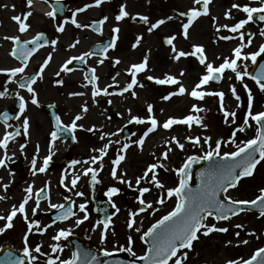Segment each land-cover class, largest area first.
<instances>
[{"label":"rangeland","instance_id":"rangeland-1","mask_svg":"<svg viewBox=\"0 0 264 264\" xmlns=\"http://www.w3.org/2000/svg\"><path fill=\"white\" fill-rule=\"evenodd\" d=\"M5 2H9L10 5L4 7ZM44 2V0H43ZM94 3V0H70L68 8L77 9L82 5H87ZM233 3L240 4H249L251 6H259L260 0H213L210 5V12L208 17L200 18L199 22L196 24L194 29L190 31V38L184 39L180 33V24L182 20L178 18V13L182 11H187L191 7H196L193 0H105V2L97 9H91L87 13V17L84 18L86 23H89L91 20H96L101 17L107 16L108 20L105 22V31L103 36L100 38V42L104 40L105 37L114 36L112 29L115 26L121 28L119 34L118 45L116 49L110 53V59L106 60L103 65H99L97 61L101 59L100 57H95L93 60V66L97 68L99 79V84L101 87H105L111 84L112 77L115 76L117 72L120 73L116 77L118 81V89L123 88L130 82L131 77L127 74L126 69L130 66L129 63H139L142 62L145 55L149 57L148 69L145 72H141L137 76V80L140 84L144 78L159 77L163 78L165 74H173L179 76L180 69L187 70L190 66L187 64H192L191 61L182 59L183 61L176 62L172 59L174 53L171 51L165 50L164 45L160 41L161 36H172L176 35L177 39L174 41L177 48L180 50H185L188 48V51L191 49L193 44L201 43L207 48L206 52L210 57V61H214L216 64L222 62V58L230 56L232 54V49L240 43V40L234 39L229 42L219 40L220 35H235L229 33L227 30L222 29L220 33H217L214 27V24L218 21L220 24H234L240 19L245 17V13L232 9L233 19H226L224 13L226 10L231 8ZM14 6V7H13ZM126 6L127 10L131 15L126 17L123 21H117L115 17L119 15L121 7ZM117 8H120L117 12ZM28 11L32 12V9L27 4V0H0V68H11L19 66L14 58L11 57V49L13 47V42L4 39L6 36H15L20 35L22 38V33L18 31V25L11 18L14 15L27 14ZM136 14L147 15L150 18V22L154 23L159 19H165L167 22L164 25H161L160 28L155 29L151 33L147 31V28L150 25H146L143 22L131 19V16ZM172 16V20H167V17ZM213 17L217 18V21L213 20ZM11 25L16 32H12L9 27H4L5 25ZM31 28L29 29V34L31 36L35 35L38 31H46L48 34L55 37H59V43L56 46V50L53 51L52 46L48 48L43 56L42 62L46 59L49 52H52L53 63L52 69L54 72L59 71L60 65L63 61L67 59V56L75 55L77 53H83L85 51H90L91 47L94 45L92 38L94 36L91 34V31L87 29L72 30L68 32L67 38L68 43L66 47H62V51L59 48V44L62 38L65 37L67 29L71 28V25H66V30L64 33H59L56 30V25L59 22L53 21L49 17L40 18L35 16L32 13V16L28 18L27 21ZM171 22L173 25L168 26V23ZM175 22H179L176 24ZM249 27L255 32L256 37L259 36L260 39L252 42L249 47L245 49L246 52L257 51L260 45V41L264 39V36L260 35V31L264 28V23L260 24L253 22ZM34 28V30H33ZM207 28V30H205ZM199 29L202 30L203 35L201 39L194 38L192 36L193 32ZM59 33V34H58ZM61 34V35H60ZM142 36L143 39L138 47L133 48V44L136 39ZM80 40L75 48H70L69 45L72 44L75 39ZM230 43V44H229ZM61 47V46H60ZM171 49V47H170ZM220 57L221 59H217ZM119 58L121 63L119 65H113L114 59ZM192 60V59H191ZM129 62V63H128ZM190 62V63H189ZM186 65V66H184ZM248 69H250L252 63L248 61ZM60 66V67H59ZM88 68V66H87ZM204 72L202 67L201 71L198 72V75H188V72H185V75L181 77L185 86L190 90L194 84L199 80L201 74ZM71 73H61L62 79H64V84L57 85L55 84V79H47L46 77L43 80H40L39 84L36 86L39 95L51 94L49 100H44L42 104L53 101L61 114V119L64 123H70L74 119L75 115L81 112L82 105L86 101L89 107V111L84 114V118L78 121L79 124L84 125V129H78L75 133L77 139L75 144L70 151L71 155L74 157V160L83 161L91 155H98V153L92 152L93 148H99L104 143L107 142V139L102 141L99 139L101 131L103 132H117L118 129L123 128L124 125L128 124L130 119L128 110L131 109V115L147 117L149 113L147 112V105H154V113L157 114L160 122L162 123L169 117L182 118L190 113L191 106L193 104H198L200 107L205 109V111L198 113L197 115L203 118L204 124L207 125V128H202L197 125H193L191 130L187 128L186 125H174L171 130L157 131L155 135L153 133L149 134L147 140L149 142V147L147 148V143L144 144L143 150L136 144L128 149L126 154V159L121 163L118 174L124 175V179L131 181L132 186L129 187L127 183H120L118 180L113 179L111 176V169L113 164L111 161L114 159L113 154H117L119 148L123 143L135 141L139 139L144 130L146 131L148 124H137L135 127V135L128 140H120L119 136H112L110 139L113 141L120 140V144H112L108 150V155L104 159V168L100 172L98 179L100 183L97 184L98 195L102 198H107V201L110 203L107 197V190L111 186L119 187L123 191L134 192L136 194L135 198L123 199L120 194L113 197L116 205L120 208V212L115 213V209L112 207L110 210L111 215H113V225L110 226L108 239L105 242H101V230L96 228L95 223L99 218L95 215L92 210L89 208L90 202V191L89 186H92L90 176H82L80 182L77 185L78 191H83L85 193L84 197H77L74 193H69L66 189L60 185V180L62 176L67 174L69 180L71 179L72 169L69 168V165L65 164L66 155L68 152V141L57 140L55 144V153L56 156L53 157L54 164L56 168H53L48 171L47 174L38 176L32 175L31 166L27 171H30L26 178L23 177V173H20L19 168L12 169L11 167H6L4 171L0 170V175L4 174V179L9 188L7 192H4V189H0V195H6L8 199L0 201V215L7 216L11 210L12 205H18L23 196L25 195L24 189L34 182L35 189L44 187L45 184L50 185V195L53 203H67L64 201L65 196H71L73 200L76 201L78 206L80 203L87 201L88 212L90 219L85 221L84 224L76 227L74 225L75 218L65 221L57 222L53 227L48 229V232L44 235L33 232L29 237V242L31 246L37 244H42V251L50 252L49 245L53 243L51 236L56 232V229L59 227H72L74 234H87L90 237V240L101 249L107 248L109 250L114 249L117 246H128V237L133 238L134 244L132 245L133 250L136 252L135 257L143 255L146 251V247L142 243L140 237L143 232L147 231L148 227L156 221L158 217L163 214L168 213L175 206V198L172 200H167L166 203L161 206L156 203L159 189L155 188L154 184H148L146 181H142L140 185L136 184V178L142 176L151 163L160 162L162 153L166 150L167 145L165 141L170 139L172 136L178 137L182 143L185 144V150H179L175 144H173V151L169 153L168 161L173 164L175 168H178L182 165L184 160L188 155H202L204 151L207 150V146L204 147H193L186 139L187 136H210L212 138L211 143L214 146L217 140L224 141L221 147V151H233L236 149V145L240 144L250 137H255L250 130L248 136L244 135L243 132L236 131L238 127H243L242 122L238 119V114L242 113V108H247L248 104V90L243 87L240 81L235 79V76L229 71L224 74V79L217 87H211V85L205 86L207 90H223L226 93L225 96V107L229 111H236L237 116L235 122L231 121L229 117V122L225 123L224 113L220 109L219 99L214 96H206L204 100L198 101L187 94L183 96H175L169 101H164L161 99L163 95H166L169 91L176 89L175 85L172 86H162L155 83L152 86L140 87L139 84L136 86L135 91L138 93V97H132L131 93H125L121 95L113 96H104L101 95L96 98L98 103H94L91 98V85L88 88H85L83 85L86 83L84 80V72L81 76H78V81L75 83L70 82ZM231 76L232 79H228ZM6 80L4 76L0 74V84H3L2 80ZM7 82V80H6ZM245 82L248 84L249 88L252 91L254 96L253 101V112L261 111L264 107V92H261L251 79H245ZM235 85L237 92L240 96V101L237 102L236 99L232 96L230 92V85ZM13 88V87H12ZM111 91V89H109ZM72 92H84V96H71ZM227 99V100H226ZM246 99V104L243 103V100ZM111 100L112 103L108 101ZM181 103V108L176 110V103ZM110 109V113L106 112V109ZM33 111L34 108H31ZM37 110V109H36ZM111 114H116L119 116L118 121H114L111 118ZM122 114V115H121ZM242 124V125H241ZM95 125L98 129L95 133L88 132L87 129ZM49 130V128H48ZM143 131V133H142ZM233 132H235V141L233 144L230 141L233 139ZM47 135L44 134L39 138H36L35 142L40 143L45 146ZM44 139V140H43ZM96 143V144H95ZM203 143V140H202ZM10 164L13 163L11 160ZM31 164V163H29ZM40 161H38V166H40ZM86 167V165L80 164L75 166V171L80 173L81 169ZM99 167V165H96ZM11 173V175H10ZM158 178L166 185L167 187H174L178 183V177L175 173H168L163 168L158 169ZM151 176V173L149 174ZM7 180V181H6ZM0 179V183H1ZM68 181H66L67 183ZM141 187H150L151 191L146 193L144 199L150 201L153 205L152 209H148L146 212L140 213L136 217V225L133 229H129L128 221L130 212L137 211L141 205L139 204L140 194L139 188ZM261 188H264V161H262L254 175L252 177L241 180L239 186L235 189H231L228 192V195L232 196L234 199H255L259 195ZM29 218L36 219L39 216V221L41 226L52 223L49 219V215L55 212L56 210L49 209L48 203L46 201L40 202V208L36 213V216L31 215L32 208L35 207V197L33 201L29 202ZM112 206V205H111ZM78 211V207L75 209ZM153 210L155 215L152 214ZM82 216L83 213H80ZM2 223V225H1ZM5 221H0V227L4 225ZM208 223H216L218 227L225 226L229 228L227 233H218L214 232L209 236H200V239L193 246L192 250H188V256L185 261H188V264H227L229 260L244 258L248 259L259 247L264 246V238L262 232L264 231V218L260 216H249L241 215L234 219L229 220L228 222H217L212 218H209ZM241 224L243 228H237L236 225ZM135 228H139L140 231H135ZM95 229V230H93ZM27 230V225L25 221L21 218V215L18 213L17 217L14 219V227L4 234L0 235V247L7 241H13V244L16 248L22 251L23 245V236ZM239 231L240 236L236 237L235 233ZM254 232L255 235H249V233ZM247 239L248 244L239 243L242 240ZM231 241V243H228ZM65 244L66 247L62 254V258H68L72 251L67 241H61ZM38 264H45V257L41 256Z\"/></svg>","mask_w":264,"mask_h":264},{"label":"snow or ice","instance_id":"snow-or-ice-1","mask_svg":"<svg viewBox=\"0 0 264 264\" xmlns=\"http://www.w3.org/2000/svg\"><path fill=\"white\" fill-rule=\"evenodd\" d=\"M62 0H55V6L52 7L51 11H48L46 15L56 20L59 6ZM105 0H94V3L87 4L84 7L77 8L72 14L70 19H65L62 23L56 25V30L59 33H64L66 30V25L70 22L77 29H87L91 28L94 32L103 34V25L108 20L107 16H104L99 21H93L91 24H83L77 20V15L79 13L85 12L88 8L100 7ZM194 4L201 5V7H191L187 11H182L178 13L179 17H185L186 22L182 23V36L184 39L190 38V28L201 16H207L210 14V5L213 0H193ZM28 6H32L33 0H27ZM4 7H7L5 5ZM14 7V6H13ZM126 6H122L119 15L115 17L117 21H123L126 17L131 14L125 10ZM232 9L242 11L245 13V18L240 19L234 24H220L216 17H213L215 30L220 33L222 29L227 30L231 34L235 35H220L219 40L229 41L234 39H239L240 43L232 49V54L222 58V62L216 64L214 61H210L208 54L206 52L205 46L202 44H193L190 51L180 50L177 48L174 41H176V35L169 36L166 43L171 46V52L174 53L172 59L179 62L181 58L193 57L198 63L204 68V72L201 74L199 80L194 84V86L189 90L183 83L181 77L185 75V70L180 69L179 76L173 74H165L163 78L149 76V80H154L156 84L162 86H178L175 90L169 91L166 95L161 97L164 101H169L175 96H183L187 94L191 98L202 101L206 96L218 97L220 109L224 113L225 123L229 122V117L234 123L237 113L236 111H229L225 107V96L226 93L223 90H207L205 86L209 85L211 82H220L224 79V74L226 72H231L235 79L240 81L245 89L248 90V104H247V119L244 120V124L247 127H252L254 122L257 126V133L254 138L248 139L240 144L236 145L235 151H221L222 144L224 141L217 140L215 146L212 145L210 136L201 137L197 136H187L186 139L193 147H204L207 146V150L204 151L202 155H188L184 160L182 165L175 169V175L178 177V183L174 187H167L158 178V169L164 167L162 162L151 163L147 166L144 174L136 178V184L140 185L142 181H146L148 184H154L155 188L159 189V194L156 203L163 206L167 200H172L175 198V206L166 215H163L160 219L156 220L155 223L143 232L140 239L144 244L147 245V249L144 255L138 257L142 264H169L170 261L174 260V264H184L187 259L188 252H182L181 249L192 250L194 242L200 239V236H209L214 232L227 233L229 231L228 227L220 226L218 227L216 223H208L209 217L213 218L215 221H228L232 217L243 213L246 208H256L259 211V216L264 218V188H261L259 195L255 199H234L232 196L228 195L230 189H235L239 186L241 180L246 177H252L255 173L257 165L264 161V111L253 112V101L254 96L248 84L245 82L246 77L253 80L258 86L261 92H264V64H260L258 72L256 74L250 73L248 71V61L250 60L253 65L257 64L258 58L264 54V44L259 46L257 51L246 52L245 49L249 47L252 41L249 39L245 43V26L250 22H262L264 23V0H260L259 6H251L249 4L233 3L231 8L225 11L224 16L226 19H233ZM32 16V12L28 11L26 15H14L11 19L15 21L18 25V31L20 33H26L31 28V25L27 22L28 18ZM131 19L143 22L146 25H150L147 31L151 33L155 29L160 28L167 21L165 19H159L156 22H150V18L147 15L136 14L131 16ZM173 17H167V20H172ZM114 38L107 44H104L99 48L100 53L103 58L99 59L97 63L103 65L106 60L110 59L108 52L110 49H115L117 47V41L119 39V34L121 28L115 26L112 29ZM260 35L264 36V28L261 29ZM4 39L13 42V47L11 49V56L20 62V66L11 68H0V73L7 74V83L15 82L19 89H25L27 93L30 94V102L32 105L37 107L41 106L39 100V94L34 85L37 84L39 80H43L45 69L48 68L50 62L53 59L52 52H49L46 59L40 65L39 70L34 74H29L27 76L21 75L25 73V70L29 67V63L33 55L39 50L44 48L46 45H51L53 51L56 50V46L59 43V37L55 39H49L44 32H37L30 40H22L20 35L6 36ZM142 36H139L133 48L140 45ZM80 44V40L77 38L75 41L69 45L70 48H75ZM31 45V46H30ZM96 55L95 50L85 51L80 55H73L67 58L61 65L59 71L56 72V76L60 77L61 73H72L75 71L74 68L70 67L74 61L80 64H87L88 58ZM217 59H221L217 57ZM121 60L119 58L114 59L113 65H119ZM149 57L145 55L142 62L133 63L127 69V74L131 77V80L123 88H119L118 92L109 91L110 88L116 86L118 88V81L116 77L120 75L119 72L112 77V84L105 87H101L99 84L100 77L97 75V68L89 66L88 70L84 73V80L86 83L83 85L88 88L91 85V98L94 103H98L97 97L121 95L125 93H131L132 97H138V93L135 91L136 86L139 84L137 76L141 72H145L148 69ZM19 77V79H17ZM228 79H232L231 76ZM64 79H57L55 84L63 85ZM143 87L142 84H139ZM230 92L237 102L240 101V96L237 92L236 86L230 85ZM9 95L7 86H4V90L0 91V98ZM18 98L19 115L15 116L16 120H20L23 116L21 127L23 128V135L29 136L30 130V118L25 116L24 113L28 109L29 101L25 99L24 95H21L19 91L15 93ZM71 96H84V92H72ZM112 103L111 100L108 101ZM49 107H52L51 105ZM89 111L87 102L85 101L82 105L81 112L75 115L74 119L70 123H64L59 115H55V129L50 133V144L48 148V155H46L42 164L38 166V157L40 152V146L37 144L36 153L34 158L31 160V172L35 176L39 173H46L50 162L52 161L55 149V144L59 138L58 133H68L71 139L76 140L75 135L78 129H84L83 124H79L78 121L84 118V114ZM205 111L198 104H193L190 109V113L182 118L169 117L162 123L157 119L154 113V105H147V112L149 115L147 117L133 116L131 115V109L128 110L130 119L128 123L136 124H148L146 131L143 135L131 143L125 142L119 148L116 158L111 161L113 167L111 169V176L113 179L118 180L120 183H127L129 187L132 186L131 181L125 180L124 175L118 174V169L121 163L126 159V154L128 149L132 144H136L140 150H143L145 141L149 134L158 130V128H163L164 130H171L174 125H186L189 130L193 125L200 126L202 128H207L204 124L203 118L198 113ZM122 115V114H121ZM3 123L11 128L12 125L9 121L13 119L8 111H4L2 114ZM124 129H118L117 132H103L101 131L99 139L107 142L104 143L99 148H93L91 151L98 153V155H91L87 159L73 160L69 165L72 169L71 179L69 180L67 170L66 174L62 176L60 180V185L63 186L69 193H74L77 197H84L85 193L83 191H78L77 185L80 182L82 176H90L91 184L95 186L100 183L98 179L100 172L104 168V159L108 155V150L112 144H120V140L113 141L110 139L112 136H116L119 132ZM244 127H238L236 131L243 132ZM88 132L95 133L98 131L97 127L93 125L87 129ZM21 135V128L15 127L13 131H5V133L0 137V150H3V155L0 156V168H6L8 162L11 161L12 156L9 155L10 143L15 141L18 136ZM203 140V143H202ZM235 144V132H233V139L230 141ZM167 145L166 150L162 153L163 158L166 160L169 157V153L173 151V144L183 151L185 150V144L181 140L172 136L170 139L165 141ZM25 144L20 145V150L23 152L26 147ZM14 155V153H13ZM86 165L77 173L75 171L76 165ZM200 165L197 170V175L199 177V184L193 187L192 172L194 165ZM99 165V167H96ZM151 173V176L149 174ZM11 175V173H10ZM2 179V178H0ZM66 181H68L66 183ZM9 184H3L4 192H7ZM151 191L150 187L139 188V204L141 207L137 211L130 212L128 227L133 229L136 225V217L148 209H152L153 205L150 201L144 199L146 193ZM25 195L22 201L18 205H12L10 213L7 216L0 215V221H5L4 225L0 227V235L4 234L6 231L14 227V219L17 217L18 213L21 218L25 221L27 225V230L23 236V255L17 256L12 252H7L2 258H0V264H38L41 256L45 257V264H100L98 257L91 251L77 247L68 258H62V254L66 247L61 241H67L69 237L73 235L72 227H59L56 232L51 236L53 243L49 245L50 252L42 251V244H37L31 246L29 242V237L35 233L44 235L48 232V229L53 227L57 222L68 221L75 218L74 225L79 227L84 224L85 221L90 219L88 212L87 201L76 205V201L72 199L71 196H65L64 201L70 202L66 207V203H53L50 195V185L45 184L44 187L38 190L33 184L28 185L24 189ZM120 193V188L116 186H111L107 190V197L111 202L112 207L115 209L116 213L120 212V208L116 205L113 197ZM223 194V199L221 198ZM35 197V207L31 210V215L36 216L37 211L40 208L41 198L46 199L48 203V208L57 210L58 215L52 223L41 226V222L38 219H30L29 211L27 206L30 201H33ZM8 197L6 195H0V201L6 200ZM78 207V211L75 209ZM153 210L152 214L155 215ZM80 213H83L81 216ZM113 215L107 216L106 219L96 220L95 226L101 230V242H105L108 239L110 226L113 225ZM237 228H243V225L237 224ZM95 230V229H93ZM135 231L139 232V228H135ZM249 235H255L254 232L249 233ZM236 237L240 236V232L235 233ZM228 243H231L229 241ZM239 243L248 244L247 239L240 241ZM134 244L133 238L128 237V246H117L112 250L104 248V256H112L116 252L126 251L132 256H136V252L133 250L132 245ZM3 250L0 249V252ZM180 253V255H178ZM227 264H264V247H259L251 255L250 258L244 259H233L229 260Z\"/></svg>","mask_w":264,"mask_h":264},{"label":"flooded vegetation","instance_id":"flooded-vegetation-1","mask_svg":"<svg viewBox=\"0 0 264 264\" xmlns=\"http://www.w3.org/2000/svg\"><path fill=\"white\" fill-rule=\"evenodd\" d=\"M80 1H82V0H78V2H80ZM69 2H70V0H67V4H66V9H64V10H60V13L59 14H61V15H63L64 17H68V19H70V17H71V14L75 11V9H72V8H68V6H69ZM81 7H84V5H82V6H80V7H78V8H81ZM196 7H199L198 5H196ZM91 9H93V8H91ZM91 9H87L85 12H82V13H79L78 15H77V20L79 21V22H81V23H83V24H85V22H87L89 19H87L86 21L84 20V18L85 17H87V13H89L90 12V10ZM94 9H97V7L96 8H94ZM117 12H119V10H120V8H117ZM210 14H211V12H210ZM58 15V14H57ZM209 15H207V16H201L200 18H206V17H208ZM103 17H101V18H99V19H96V20H91L89 23H86V24H91L93 21H99L100 19H102ZM178 18L180 19V20H182V22H181V24H180V26H179V28H180V33L182 34V23H184V22H186V18L185 17H179L178 16ZM200 18H198V20L193 24V26L190 28V30L189 31H192L193 29H194V27L196 26V24L199 22V19ZM245 18V17H244ZM53 20V19H52ZM53 21H55V22H59V23H62L64 20L63 19H59V18H56V20H53ZM176 24H179V22H175ZM259 23V22H258ZM253 24V22H250L248 25H246L249 29H250V27H249V25H252ZM260 24H262V23H260ZM68 25H71V28H69V29H67V31H66V34H65V37L64 38H62V40H61V42H60V44L61 43H63V44H67V43H65V41H67L68 40V38L66 37L67 36V34H68V32H70V31H72V30H76L77 28L75 27V26H73L70 22L68 23ZM171 25H173V23H171V22H169L168 23V26H171ZM90 31H91V34L94 36V38H92V40L95 42L94 43V45L91 47V49H90V51L91 50H93V47L94 46H96V45H98V44H101V43H103L104 41H105V38H104V40L102 41V42H100V38H101V36H103V34H104V31H105V24L103 25V34L101 35V34H99V33H97V32H94L91 28H88ZM33 30H34V28H33ZM77 30H80V29H77ZM205 30H207V28L205 29ZM38 32H44L45 33V35L51 40V39H53V37H55V34H53V35H50V34H48L46 31H43V30H41V31H38ZM254 32V31H253ZM113 33V32H112ZM59 34V33H58ZM35 35H36V33H35ZM35 35H33V36H35ZM61 35V34H60ZM203 35V32H202V30L201 31H199V29H197L196 31H194L193 32V34H192V36L194 37V38H199V39H201V36ZM32 36V37H33ZM110 37H112V38H114V36H110ZM169 37V36H168ZM168 37H166V36H161L160 37V41H161V43L165 46L164 47V49L165 50H168V51H171V49H170V45H168L165 41L164 42H162V38H164V39H166V41H167V38ZM67 38V40H65ZM260 39V37L259 36H257L256 37V35H255V32L253 33V36L251 37V41L252 42H255V41H257V40H259ZM231 41V40H230ZM248 41V40H247ZM247 41L245 42V43H247ZM226 42V41H225ZM59 44V48L61 49V51L63 50L62 49V47H66V46H61ZM198 44H201V43H198ZM230 44V43H229ZM262 44H264V39H262L261 41H260V45H262ZM117 45H118V41H117ZM259 45V46H260ZM61 46V47H60ZM51 47V45L49 44V45H46L44 48H42V49H40V50H43L44 51V53L41 55V57H38V58H36L35 57V55L38 53V52H36L34 55H33V57L31 58V60H30V63H29V67L25 70V73L24 74H21V75H24V76H27V75H29V74H34L35 72H37L38 70H39V67H40V65L43 63L42 62V60H43V56L45 55V52H46V50L48 49V48H50ZM116 49V48H115ZM114 49V50H115ZM259 49V48H258ZM257 49V50H258ZM39 50V51H40ZM113 49H111L109 52H108V56L110 55V53L111 52H113L114 51ZM191 50V49H190ZM189 50V51H190ZM206 50H207V48H206ZM185 51H188V48L187 49H185ZM208 51V50H207ZM80 54H82V53H77V54H75V55H80ZM74 55V54H73ZM73 55H70V56H73ZM70 56H67V58H69ZM97 55H94V56H92V57H89L88 58V63L87 64H80L79 62H77V61H74L73 62V64L72 65H70V67H72V68H74L75 69V71H73L72 73H71V75L70 76H72V74L73 73H76V77H78V76H81V74L84 72H86L87 70H88V68H87V66L89 67V66H93L94 64H93V61H91V60H93L95 57H96ZM262 56H264V54H262ZM97 57H100V56H97ZM208 57H209V55H208ZM14 58V57H13ZM100 58H103V57H100ZM182 59H186V58H182ZM180 60V61H183V60ZM192 59V60H191ZM14 60L16 61V63L20 66V62L18 61V60H16L15 58H14ZM209 60H210V57H209ZM37 61H39L38 63H36ZM187 61H191L192 62V64H187V65H190V66H186V65H184V66H186V67H188V69L187 70H185V72H188L189 74L188 75H193V76H195V75H198V72H200L201 71V69H202V66L198 63V61L195 59V58H193V57H188L187 58ZM64 62V61H63ZM75 62H77V63H75ZM52 63H53V59H52V61L50 62V64L49 65H51L50 67L48 66V68H46L45 69V72H44V77H46L47 79H55V80H57V79H61L62 77L60 76V77H57L55 74H56V72H54V70L52 69ZM129 63V62H128ZM190 63V62H189ZM132 63H129V64H127V65H131ZM61 66V65H60ZM59 66V67H60ZM93 67H95V66H93ZM248 71L250 72V69H248ZM227 73V72H226ZM97 75H98V73H97ZM1 76H4L5 78H7V74L6 73H3V74H1ZM17 79H19V77H17ZM69 79H70V77H69ZM7 80V79H6ZM6 80H2L3 81V84L1 85L0 84V91H3L4 90V86L6 85L7 86V89H8V92H9V95L8 96H6V97H3V98H0V137H2V135L5 133V131H13V130H15V127H20L21 128V135L20 136H18L17 138H16V140L15 141H13V142H11L10 143V146H9V155H11L12 156V161H13V163L12 164H10L9 162H8V165H7V167H11L12 169H16V168H19V170H20V173H23V179L24 178H26L27 177V175H29L28 173L30 172V171H27V169H29V167L31 166V164H29V163H31V160L34 158V156H35V153H36V146H37V144H39V146H40V152H39V157H38V161H40V164H42V160H43V158L46 156V155H48V148H49V144H50V140H51V137H50V133L52 132V131H54V130H56L55 129V115H59L60 117H61V114H60V112H59V110H58V107H57V105L53 102V101H51V102H47V103H45V104H42V103H44L43 101L44 100H47V98L49 99V96L51 95L50 93L49 94H43L42 96L41 95H39V100H40V103H41V106L40 107H37V106H35V105H32L31 104V102H30V94L29 93H27V91L25 90V89H19V87H18V85L15 83V82H11V83H7L6 82ZM78 80V79H77ZM39 82H40V80L37 82V84L36 85H34V87L36 88V86L39 84ZM140 84H144L145 86H147L146 84H145V82H144V80H142L141 82H140ZM210 85H211V87L213 86V87H217L218 85H214V84H212V83H210ZM13 87V88H12ZM189 88V87H188ZM17 91H19L20 92V94L21 95H24L25 96V99L26 100H28L29 101V103H28V109H27V111L24 113V115L25 116H28L29 118H30V130H29V136H24L23 135V128L21 127V124H22V120H23V116H21V118H20V120H16L15 119V116H17V115H19V107H18V98L16 97V95H15V93L17 92ZM38 94H39V92H38ZM118 95V94H117ZM115 96V95H114ZM49 100H51V99H49ZM227 100V99H226ZM246 102H247V100L246 99H244L243 100V103H245L246 104ZM52 106V107H49V106ZM31 108H34V110L32 111L31 110ZM37 109V110H36ZM242 110V113L240 114H238V119H239V121H241L242 122V126L243 127H246V130H244V132H246L247 134H249L250 133V130H252V133L255 135L256 133H257V126L255 125V123L254 122H251L250 121V123H252V127H247L245 124H244V120L245 119H247L248 117H247V108H242L241 109ZM4 111H8L9 113H10V115L13 117V119H11L10 121H9V124L10 125H12L13 127H11V128H9V127H7L4 123H3V119H2V114H3V112ZM253 111V110H252ZM261 111H264V107H262V110ZM106 112L107 113H110L111 111H110V109H108L107 108V110H106ZM155 115L157 116V114L155 113ZM111 118L114 120V121H118L120 118L119 117H115L114 118V114H111ZM137 125V124H136ZM48 128H49V130H48ZM44 134H46L47 135V140H46V143H45V146H43V145H41L40 143H38V142H35V140H36V138H39L40 136H43ZM253 137V136H252ZM254 138V137H253ZM44 140V139H43ZM57 140H59V138L57 139ZM61 140H63V141H66V140H64V139H61ZM57 142V141H56ZM26 143V147L24 148V150H23V152H21V150H20V145L21 144H25ZM73 146H74V144H73ZM73 148V147H72ZM55 150V149H54ZM13 153H14V155H13ZM54 153H55V151H54ZM3 155V150H0V156H2ZM71 155V154H70ZM56 156V153L53 155V157H55ZM73 156L71 155V159H72V161H73ZM37 161V162H38ZM54 159H52V161L50 162V163H53V166L52 165H50L49 166V168H48V170H47V172L46 173H39V174H37L38 176H42V175H45V174H47L48 173V171L49 170H51V169H53V168H56V166H55V164H54ZM171 164V163H170ZM175 169L176 168H174V171H173V173H175ZM0 170H2V171H4L5 170V168H0ZM4 174H2V175H0V178H2L1 180V183H0V189L2 188L3 189V184H7V182H5V179H4ZM7 181V180H6ZM0 193H1V191H0ZM99 200L100 201H102V197L101 196H99ZM197 243V241H195L194 242V245ZM185 251H188L187 249L186 250H183V251H181V253L182 252H185ZM178 255H180V253H178ZM174 260H175V258H174ZM174 260L170 263V264H174ZM184 264H188V261H184Z\"/></svg>","mask_w":264,"mask_h":264},{"label":"water","instance_id":"water-1","mask_svg":"<svg viewBox=\"0 0 264 264\" xmlns=\"http://www.w3.org/2000/svg\"><path fill=\"white\" fill-rule=\"evenodd\" d=\"M194 168V166H193ZM196 178V184L192 185L193 187H196L199 184V177L197 175V172L195 173ZM221 198L223 199V194H221ZM245 211L251 212V213H259L258 209L256 208H246ZM244 211V212H245ZM70 243L73 246V251L77 248H83L87 249L91 252H93L99 259L100 264H131L132 262L137 264H142L139 259H132L127 252H121L119 254H114L112 256H104L103 253H99L94 249H91L88 245L82 246L83 238H76V237H69ZM9 249H3V251L0 253V258L3 257V253Z\"/></svg>","mask_w":264,"mask_h":264},{"label":"bare ground","instance_id":"bare-ground-1","mask_svg":"<svg viewBox=\"0 0 264 264\" xmlns=\"http://www.w3.org/2000/svg\"><path fill=\"white\" fill-rule=\"evenodd\" d=\"M36 10H38V12L40 11L41 13H47V8L45 7V6H41V5H38V6H36ZM13 23L12 22H10V25H5L4 27H9V26H11ZM10 29H11V31L12 32H16L15 31V29H13V27L11 26V27H9ZM23 38H24V40H29V39H31L32 37H31V35L29 34V32H26V33H24V35L22 36ZM65 40H67V38L65 39ZM94 40V39H93ZM68 42V40L67 41H65V43H67ZM61 46H67V44H63V43H61L60 44ZM44 53V51L43 50H40V51H38V53L35 55V57L36 58H38V57H41V55ZM39 61H37L36 63H38ZM51 65H49V67H50ZM51 68V67H50ZM78 80H77V77H76V73H73L72 74V76H70V82L71 83H75V82H77ZM113 82H111V84H112ZM115 87V86H114ZM113 90H114V92H116V89L115 88H113ZM179 108H181V103L180 102H178V103H176V110L177 109H179ZM151 137V136H150ZM149 137V138H150ZM149 138L147 139V140H149ZM150 141V140H149ZM96 144V143H95ZM149 147V142L147 141V148ZM27 208H28V206H27ZM28 211H30L29 210V208H28Z\"/></svg>","mask_w":264,"mask_h":264}]
</instances>
